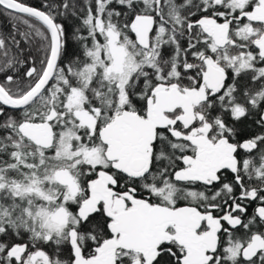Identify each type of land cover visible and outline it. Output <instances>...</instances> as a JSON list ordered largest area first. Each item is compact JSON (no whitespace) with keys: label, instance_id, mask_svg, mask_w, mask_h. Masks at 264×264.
I'll list each match as a JSON object with an SVG mask.
<instances>
[{"label":"snow or ice","instance_id":"6c2138e0","mask_svg":"<svg viewBox=\"0 0 264 264\" xmlns=\"http://www.w3.org/2000/svg\"><path fill=\"white\" fill-rule=\"evenodd\" d=\"M0 18V264H264V0Z\"/></svg>","mask_w":264,"mask_h":264},{"label":"trees","instance_id":"16d2710c","mask_svg":"<svg viewBox=\"0 0 264 264\" xmlns=\"http://www.w3.org/2000/svg\"><path fill=\"white\" fill-rule=\"evenodd\" d=\"M29 2H30V3H36V2H38V0H29ZM0 23H3L2 18H0Z\"/></svg>","mask_w":264,"mask_h":264}]
</instances>
